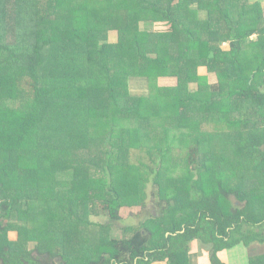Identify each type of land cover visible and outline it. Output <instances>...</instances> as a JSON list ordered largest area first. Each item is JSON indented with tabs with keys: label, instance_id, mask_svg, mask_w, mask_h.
I'll use <instances>...</instances> for the list:
<instances>
[{
	"label": "trees",
	"instance_id": "1",
	"mask_svg": "<svg viewBox=\"0 0 264 264\" xmlns=\"http://www.w3.org/2000/svg\"><path fill=\"white\" fill-rule=\"evenodd\" d=\"M200 10L208 18L201 19ZM62 14L71 23L57 31ZM121 17L123 28L111 45L106 24ZM199 66L208 71L198 73ZM165 74L177 75L179 83L159 85ZM260 77L264 0H0V264H188L194 242L210 264H224L219 253L237 246L255 256L253 244L264 245V218L256 207L264 202ZM132 81L148 82L149 96L133 102ZM214 103L226 116L204 125L219 174L216 189L202 175L205 144L188 145L181 127L191 110ZM257 123L260 128H250ZM234 127L237 141L229 138ZM159 130L167 143L175 134L186 146L189 198L158 194L160 214L128 235L133 225L120 226L125 195L158 175L164 157L154 135ZM147 144L145 157L157 152V159L140 158L139 166L119 161L121 151ZM51 150L54 158L40 156ZM77 161L86 168L89 193L60 197V175ZM227 177L234 179L229 187ZM127 179L128 190L120 185ZM101 214L106 224L95 221Z\"/></svg>",
	"mask_w": 264,
	"mask_h": 264
},
{
	"label": "rangeland",
	"instance_id": "2",
	"mask_svg": "<svg viewBox=\"0 0 264 264\" xmlns=\"http://www.w3.org/2000/svg\"><path fill=\"white\" fill-rule=\"evenodd\" d=\"M199 16L201 19H206L208 18V14L205 11L200 10L199 11ZM71 23V19L68 17V15H63L60 18V21L58 22L56 20L54 26L57 29V31H62V29H67L68 24ZM152 23V22H151ZM124 20L121 18H115L114 20L108 22L106 24V28L108 30L107 35L105 36V41L108 42L111 45H114L118 39V30L123 28ZM65 25V26H63ZM68 38V39H67ZM66 40L69 42H72L73 39L71 36L68 34ZM166 53H168L167 49ZM171 51V50H170ZM113 57H115V52L112 51ZM126 63L130 62V56L126 55ZM117 60V63H120V59L123 61L122 56L119 55L118 57L115 58ZM131 65V64H130ZM184 67L187 66V64H182ZM178 70V69H177ZM185 70V68H180V71L178 72V76ZM206 72L208 71L206 67H197V72ZM187 80L184 78L182 81ZM217 77L212 74L208 77V82L210 85H214V83L217 82ZM258 82L256 84H262L264 83V78H258ZM179 83L177 79V75H170V74H165V76H162L161 79L159 80L158 84L164 85V86H176ZM2 88L7 91L8 90V83H3ZM190 87L192 88H197V84H191ZM0 91L2 92V89L0 88ZM149 88H148V82L146 81H132L130 82V97L132 98L133 102L137 101L138 98L142 97H148L149 96ZM208 95V94H207ZM204 95L202 98H207L208 96ZM208 99V98H207ZM85 103L87 102L85 99L83 100ZM230 104H234V101L230 100ZM218 103V102H217ZM217 103H214L213 107L210 106H204L205 108H195L194 111L189 112V120H186L182 124V129L185 130V132L188 134L186 137V141H188V145L193 144L196 139L201 140L205 146L203 147V153L200 157L199 160H201V163L207 164L208 169L204 170L202 173L203 177L207 181H209L214 188L216 189L218 186V180L219 179V174L217 173V170L213 167L216 165L215 160L213 155L208 151L207 149V141H208V135H206V131H204L205 124L210 121H216L221 118L223 121L226 116L224 115L225 112H222L223 109L220 107ZM210 107V108H209ZM98 113V112H97ZM106 114L112 115L113 112L106 110ZM99 114V113H98ZM102 113V115H106ZM101 115V114H100ZM101 115V116H102ZM250 118L252 119L253 122L257 119L256 116L250 115ZM260 124H253L250 125V128H260ZM207 129V127H206ZM107 131V130H106ZM104 131V133L106 132ZM178 131V129H177ZM176 131V132H177ZM178 133V132H177ZM232 133L229 138L231 141H237L239 140V130L238 127H234L233 130L230 132ZM157 143L158 147L163 148V153L164 157H162V163L161 166L159 167L158 170V175H154L151 177V180L147 184H143L142 186L139 187L137 192H129L127 193L126 198H129V205L124 206L121 210L122 217L125 222L124 224H120V226L123 228L124 226L125 229L129 225H133L130 229L134 228L132 230L133 232L128 233L134 234L136 230L142 229L143 225L142 222L149 220L153 214H160V206L159 203L162 201L160 199L159 195H162L163 199H172L175 194H178L180 199L182 200H188L189 198V193H188V177L190 175L187 167V162L185 159V148L186 146L183 145L182 143L178 142V139L176 137H173L174 135L171 136V139L173 142L167 143L166 141L169 139V137L166 136V134L162 131L159 130L157 133ZM180 135V134H179ZM207 138V140H206ZM170 145V149L166 151V146ZM151 144L147 145H142L140 148L138 147H131L129 150L121 151L119 153L118 159L120 162H123L124 165H128L129 162L133 163L134 166H139L138 165V159L145 157V150L148 148H151ZM45 154H50L54 158L56 156V152L53 153V151H45V153L40 152V156L42 157ZM157 152H154V158L157 159L156 157ZM49 156V155H48ZM153 157L148 156L145 157V161H150ZM30 159H33V156L30 157ZM47 160H51L50 158ZM43 164H45L42 160H39ZM80 161V160H79ZM77 161L76 163H71L68 167H65V170L61 173V184L62 187L61 189L59 188L57 191L60 193L59 196L63 197V195L71 194L73 197H76V194L79 195H84L85 192L87 194L89 193L88 187L86 185V178H87V172L86 168L83 167V163H80ZM229 176V174H228ZM77 177L85 178L83 180L77 181L75 180ZM198 174H194V178H197ZM230 177H227L225 181H228V187L230 186V182L233 183L234 179H230ZM232 180V181H231ZM120 184V183H119ZM226 184V185H227ZM63 185L66 187L63 188ZM123 188L128 190L130 188V180L127 179L126 181H123L120 184ZM15 186V184H14ZM64 190V191H62ZM166 197V198H165ZM133 204L132 206H130ZM235 204L242 207L243 204H240L238 201H235ZM256 207H258L259 210H261L262 214L259 216H262L264 218V202L258 201L256 204ZM158 219V218H157ZM108 218L101 214L100 216H97V219L95 221L100 222L102 224H106L108 222ZM133 222V223H130ZM46 223V222H45ZM45 225L49 226V223L47 222ZM136 227V229H135ZM124 229V230H125ZM121 229L120 228H113V235H121ZM127 235V236H128ZM46 236V237H45ZM11 240L15 241L17 240V234L16 232H11L10 233ZM45 237V238H44ZM44 241L47 240L48 235L46 233L43 234Z\"/></svg>",
	"mask_w": 264,
	"mask_h": 264
},
{
	"label": "crops",
	"instance_id": "3",
	"mask_svg": "<svg viewBox=\"0 0 264 264\" xmlns=\"http://www.w3.org/2000/svg\"><path fill=\"white\" fill-rule=\"evenodd\" d=\"M223 48L227 50L229 48L228 44L223 45ZM252 247L255 254L253 257L250 256L249 248L237 246L221 251L219 253L220 260L224 264H264V245L254 243ZM199 252H201V254H199ZM188 257V264H210L208 252L204 249H200V244L198 242L192 243V251Z\"/></svg>",
	"mask_w": 264,
	"mask_h": 264
}]
</instances>
